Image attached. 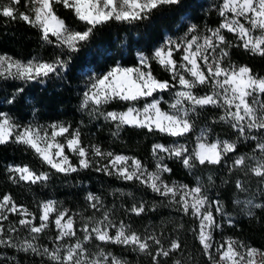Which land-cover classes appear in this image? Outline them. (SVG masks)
I'll list each match as a JSON object with an SVG mask.
<instances>
[{
	"label": "snow or ice",
	"instance_id": "1",
	"mask_svg": "<svg viewBox=\"0 0 264 264\" xmlns=\"http://www.w3.org/2000/svg\"><path fill=\"white\" fill-rule=\"evenodd\" d=\"M180 4L181 0H0V17L24 22L37 31L41 46L59 49L50 60L38 56L22 60L0 53V80L23 84L62 80L73 59L91 49L101 29L114 23H151L157 14ZM214 7L221 18L216 27L201 30L192 24L183 35L167 37L150 54L138 52L131 66L116 62L97 71L86 65L88 70L82 73L85 85L79 110L90 119L110 124L113 137L133 128L172 138L170 143L152 144L153 169L135 156L85 144L81 129L68 122L21 124L0 111V146L23 145L48 168L41 171L28 164H9L5 169L8 180L17 185H46L54 175L67 177L82 170L115 176L143 186L166 201L165 206L188 217L194 225L189 231L206 264H264V248L222 235L225 223L235 227L236 222L224 203L210 195L216 186L214 176L204 179L196 174L198 169L224 170L229 177L222 180L224 184L230 183L234 173L255 177V192L248 180H235L233 204L249 219H259L256 210L264 211V76L233 61L232 50L239 48L264 59V0H220ZM60 8L72 14L77 26L59 15ZM154 64L169 78H158ZM23 92V87H17L7 103H14ZM113 105L117 107L109 110ZM211 109L219 113L211 124L226 125L230 138L217 136L210 142V125L198 128V120ZM193 140L195 146L190 147ZM242 145L249 146L250 152H241ZM168 160L179 162L195 177L194 183L170 180L173 169ZM85 201L90 215L73 212L53 199L40 201L32 211L5 193L0 197V264H16V258L6 256L3 249L40 257V264H130L112 250L114 246L147 257L150 264H167L168 259L184 264L174 256L184 249L179 237L165 247L163 229L160 235L155 229L139 232L117 220L115 206L109 208L102 197L90 192ZM155 208V203L149 207L139 201L127 211L140 216ZM9 214L17 219L10 220ZM183 228V223L177 225ZM217 235L222 238L217 240ZM43 237L49 244L40 243Z\"/></svg>",
	"mask_w": 264,
	"mask_h": 264
},
{
	"label": "trees",
	"instance_id": "2",
	"mask_svg": "<svg viewBox=\"0 0 264 264\" xmlns=\"http://www.w3.org/2000/svg\"><path fill=\"white\" fill-rule=\"evenodd\" d=\"M219 2L220 0H181L179 6L157 14L151 23L132 26L111 24L96 34L90 50L86 49L73 59L62 80L52 79L45 84L31 82L23 84L24 86H21L22 82L20 81L0 80V111H13L15 116L26 118L32 113L33 103H36L39 114H43L45 118L68 122L73 128L79 127L85 144L95 143L101 145L106 151L135 156L143 161L149 169H153L155 160L151 156L152 144L156 142L170 143L172 138L153 136L133 128H125L119 138L113 137L111 133L114 128L110 124L103 119H90L79 110L85 85V77L82 73L88 70L86 65H91L97 71L106 70L116 62L125 66L133 65L137 60L138 52L150 54L167 37L176 38L183 35L188 26L192 24L197 25L201 30L206 27H216L221 18L214 5ZM58 13L67 23L77 26L69 11L60 8ZM229 38L231 39L230 35ZM58 52L59 49L53 46H41L37 31L24 22H9L6 18L0 17V53H11L20 58H28L36 54L45 60H50ZM100 52L104 55H100ZM232 59L237 64L249 65L259 75L264 74V59L258 55H249L242 49L235 48L232 50ZM153 68L154 74L158 78H169L168 74L163 72L159 66L154 64ZM17 87H23L24 92L16 96L14 103H7ZM27 98H31L33 101L31 102ZM116 107L117 105H113L109 110ZM218 114L216 109L205 112L198 120V128L208 124L213 129L211 139L217 136L230 138L232 133L226 125L211 124V120ZM193 144L194 140L189 141L190 147H193ZM241 152H250L249 146L242 145ZM73 161L75 162L74 157ZM166 163L173 169L170 180L194 183L195 177L190 175L179 162L168 160ZM9 164H28L37 170H48L47 166H41L40 161L25 146L17 144L0 146V197L5 193L11 194L18 204H23L32 211H36V206L40 201L53 199L61 201L64 207L73 212L84 211L85 215H90L91 209L85 211L87 209L85 197L91 192L102 197L105 205L109 208L115 206V218L131 224L134 230L144 232L146 228L155 229L156 234L160 235L161 229H163L162 240L165 247L168 246L171 239L179 237L184 249L183 252H177L174 256L183 260L184 264H206V258L201 255L199 245L189 231V227L194 226L189 218L182 217V214L177 213L173 208L165 206L166 201H162L155 193L146 190L143 186L119 180L115 176L109 177L93 170H82L67 177L57 174L52 176L46 185L29 186L23 183L17 185L8 180L5 169ZM196 174L201 175L204 179L209 174L214 176L216 186L210 190V195L224 203L226 211L236 222L235 227H229L225 223L222 234L225 233L233 238L247 241L252 246L264 248V211L256 210L259 219H249L233 204V200L236 198L235 180L237 178L248 180L252 191L255 192L256 178H245L241 173H234L230 177V183L224 184L222 180L229 179L224 170L198 169ZM128 193L132 195L129 196ZM239 195L241 199L244 198L243 194ZM139 201L146 202L149 207L155 203V211H146L140 216L129 213L127 209ZM9 219L15 221L17 217L9 214ZM180 223L184 224L183 229H177V225ZM24 234L22 233V235ZM40 243L49 244V240L47 237H43ZM112 250L117 255L126 257L130 264H150L149 258L123 251L118 246H114ZM2 251L8 257H15L16 264H40V257L26 256L24 253H17L10 249ZM167 264H172V261L168 259Z\"/></svg>",
	"mask_w": 264,
	"mask_h": 264
},
{
	"label": "rangeland",
	"instance_id": "3",
	"mask_svg": "<svg viewBox=\"0 0 264 264\" xmlns=\"http://www.w3.org/2000/svg\"><path fill=\"white\" fill-rule=\"evenodd\" d=\"M20 10L21 11H24L25 9H24V6H23V3H21V5H20ZM202 30H204V29H202ZM162 44V43H161ZM161 44H159L158 46H160ZM157 46V47H158ZM7 54H9V55H11V56H14V57H16V58H18V59H22V60H27V59H29V58H31L32 56H38V57H40V58H42L40 55H36V54H33V55H31V56H29L28 58H20V57H18V56H15V55H13V54H11V53H7ZM43 59V58H42ZM45 60V59H44ZM128 66H131V65H128ZM261 76H264V74L263 75H261ZM31 83V82H30ZM25 85V84H24ZM23 85V83L21 84V86H24ZM29 101H33V100H31V98H27ZM36 103H33V106H34V108H33V110H32V113L28 116V117H26V118H24V117H19V116H15V114H13L12 112L13 111H10V112H7V111H3V112H7V113H9L15 120H17L19 123H21V124H28V123H32V122H37V123H39V124H41V125H47V124H50V123H52V122H54V121H59V120H50V119H48V118H45V116L43 115V114H39V110H38V108H37V106L35 105ZM163 107H165V106H163ZM165 108H167V106L165 107ZM215 139V138H214ZM214 139H211L210 137H209V141L211 142V140H214ZM222 139H227V138H222ZM194 146H195V144H193ZM193 146V147H194ZM121 154V153H120ZM224 237H228L229 235L228 234H222ZM222 237H221V235H217L216 236V239L217 240H220Z\"/></svg>",
	"mask_w": 264,
	"mask_h": 264
}]
</instances>
